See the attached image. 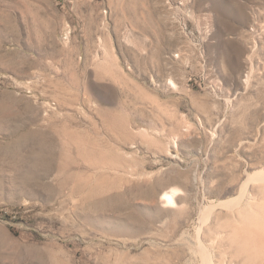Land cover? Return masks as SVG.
<instances>
[{
    "label": "rangeland",
    "instance_id": "obj_1",
    "mask_svg": "<svg viewBox=\"0 0 264 264\" xmlns=\"http://www.w3.org/2000/svg\"><path fill=\"white\" fill-rule=\"evenodd\" d=\"M263 177L264 0H0V264H264Z\"/></svg>",
    "mask_w": 264,
    "mask_h": 264
},
{
    "label": "bare ground",
    "instance_id": "obj_2",
    "mask_svg": "<svg viewBox=\"0 0 264 264\" xmlns=\"http://www.w3.org/2000/svg\"><path fill=\"white\" fill-rule=\"evenodd\" d=\"M52 159V158H51ZM49 165V164H48ZM258 174H261V173H258ZM263 174V173H262ZM256 175V173H255ZM261 178V177H260ZM264 178V177H263ZM74 186V185H73ZM77 186V185H76ZM78 188V187H77ZM82 188V187H81ZM79 189V188H78ZM80 191V190H79ZM177 194V191H173L170 192V193H166V194H163L164 195V199L166 200L167 203L169 204H174V196Z\"/></svg>",
    "mask_w": 264,
    "mask_h": 264
}]
</instances>
